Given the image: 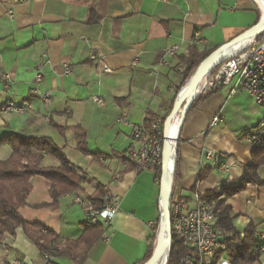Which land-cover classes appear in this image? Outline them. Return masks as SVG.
I'll return each mask as SVG.
<instances>
[{"label":"crops","instance_id":"obj_1","mask_svg":"<svg viewBox=\"0 0 264 264\" xmlns=\"http://www.w3.org/2000/svg\"><path fill=\"white\" fill-rule=\"evenodd\" d=\"M91 9L97 16L93 22L88 21ZM227 13L243 22L222 36V14ZM260 17L255 0H0V74L6 72L10 79L6 89L0 76V103L11 99L32 106L25 113H0V136L16 132L50 138L93 179L84 184L81 194L90 196L100 186L120 198L106 229L108 240H95L83 264L143 262L149 246L148 222H159V177L136 171L126 162L130 124L169 114L186 68L182 57L192 46L212 51L254 26ZM195 33L202 44L193 43ZM172 45L178 47L175 54L159 65ZM38 63L43 64V75L36 84ZM63 64L69 66L68 74ZM103 64L110 70L104 71ZM33 88L49 92L50 101L32 95ZM94 95L102 97V104L92 101ZM201 96L182 122L176 147L178 173L176 177L173 173L170 185L173 198L184 199L188 207L194 205L196 194L242 179L253 149L244 135L264 115V109L243 91L229 95L221 88ZM217 112L219 120L210 126ZM122 113L125 123L116 121ZM77 134H83L88 154L77 149ZM9 154V146L0 145V159ZM36 158L42 166L59 163L43 152ZM257 175L264 179V165ZM29 182L20 215L51 228L61 244L77 240L84 231L81 206L73 201L77 192H67L53 203L48 180L35 175ZM225 203L236 231L243 234L251 224L257 244L264 243L260 236L264 185L249 183ZM223 239L218 233L219 246L206 257V264L215 255H219L215 264H230L221 252ZM50 256L40 254L20 227L13 235L5 234L0 245V260L5 263L15 259V264H76L69 257ZM254 264H264V252Z\"/></svg>","mask_w":264,"mask_h":264},{"label":"trees","instance_id":"obj_2","mask_svg":"<svg viewBox=\"0 0 264 264\" xmlns=\"http://www.w3.org/2000/svg\"><path fill=\"white\" fill-rule=\"evenodd\" d=\"M96 17L91 9L88 21L93 22ZM210 52L211 50L199 51L196 46H192L188 55L182 57V62L186 68L183 71L181 83L176 89L177 92ZM201 99L202 96H196L186 113ZM76 137L77 149L83 154H88L89 151L83 134H77ZM3 144L9 146L10 154L5 159H0V245L5 234L13 235L15 229L20 227L26 237L37 247L40 254H51L56 257L65 256L75 260L76 264H83L85 252L95 240L101 237L102 229L100 226L84 224V231L77 240L61 244L60 237L51 228L37 222L26 221L18 209L26 204V197L31 189L29 180L32 176H42L50 182L49 194L53 203H56L58 197L67 192H83L84 184L93 182V179L87 178L86 173L74 165L48 137L23 136L16 132H8L0 136V145ZM33 152L39 154L43 152L50 155L56 158L59 164L57 166H40L39 158H34ZM178 161L177 150L174 161V177L178 173ZM260 165H264V147L252 149L251 163L244 167L243 177L236 185H224L221 188L206 190L201 196L206 200L215 202L214 210L217 213V221L214 228L219 234L224 235L221 242L223 246L221 252L226 253L230 264H254L260 254L253 225L249 224L243 234L236 231L232 225L230 208L225 203L227 198L242 191L249 183L264 185V179L257 175V169ZM103 193V189L98 186L94 194L89 197L96 200ZM172 198L173 191L171 190ZM43 204L45 203L40 205ZM158 223L156 220L151 227L148 236L149 246L143 262L135 264H143L151 256ZM189 253L190 250L183 246L182 239L176 236L171 228V241L166 264H177L182 257ZM218 258L219 255H215L209 264H215ZM0 264L9 263L0 260Z\"/></svg>","mask_w":264,"mask_h":264},{"label":"built area","instance_id":"obj_3","mask_svg":"<svg viewBox=\"0 0 264 264\" xmlns=\"http://www.w3.org/2000/svg\"><path fill=\"white\" fill-rule=\"evenodd\" d=\"M22 2L24 0H15ZM261 17L264 10L257 2ZM193 43L202 44L203 40L198 33L193 36ZM176 45L167 48L159 59V65L167 63V56L174 55ZM91 58H94L92 55ZM43 64L36 65L34 82L37 84L42 79ZM104 71L110 69L102 65ZM64 74L70 72L69 66L63 64ZM4 88L9 87V75L6 72L0 74ZM227 86L229 95L238 92L248 93L256 105L264 109V29H255V34L248 37L240 47L224 55L221 62L215 65L201 80L196 95H206ZM31 94L37 96L42 102L51 99L49 92H39L36 88L31 89ZM92 101L102 104L103 99L99 95L92 96ZM31 103H20L7 99L0 103V113L13 112L25 113L31 111ZM166 117L153 116L140 123H131L129 143L124 152L126 162L133 165L136 171H150L159 177L161 169V153L163 145L173 143V129L175 128L174 116L166 121ZM220 117V112L214 114L210 120V126L214 125ZM118 122H126L122 113L116 119ZM177 128H175L176 131ZM175 134V133H174ZM244 139L252 147H264V115L256 124L245 133ZM210 158V153L206 154ZM222 170L226 167L221 165ZM73 201L81 206L82 221L84 224L98 225L102 229L101 238L108 240L106 229L110 226L113 217L119 208L120 198L118 195L105 190L96 200L81 193H76ZM215 202L206 200L200 195L195 196L194 205L188 207L182 198L170 199L171 228L176 236L182 239V244L190 253L182 257L177 264H206V257L212 254L213 249L219 246L218 231L214 228L217 221V213L214 210ZM152 227L153 222H148ZM264 237V232L260 233ZM259 251L264 252V243H260ZM51 254H46L49 258ZM15 259L9 264H15Z\"/></svg>","mask_w":264,"mask_h":264},{"label":"water","instance_id":"obj_4","mask_svg":"<svg viewBox=\"0 0 264 264\" xmlns=\"http://www.w3.org/2000/svg\"><path fill=\"white\" fill-rule=\"evenodd\" d=\"M259 2L264 10V0H255ZM260 27L261 29H264V14L262 17H260L259 21L252 27L246 29L242 33L238 34L234 38H232L229 42L218 46L214 50H212L200 63L199 65L195 68L193 74L191 75V79L188 85V88L185 93L186 101L183 103V118L180 123V125L177 127L174 137H173V143L168 145L164 144L162 153H161V169H160V175H159V189H160V194L158 198V206H159V223L158 226L160 225V222L162 223L166 234H167V243H166V251H167V257H168V252L170 248V241H171V220H170V213H169V208H170V199H171V191L169 193L167 201L164 202L163 204V211H162V190L163 186L165 184V181L168 177L169 174H171V178L173 180V171H174V161L176 157V147L178 143V138L180 135V130H181V125L184 120L185 114L189 108V106L192 104L193 100L195 99L196 92L198 89V86L201 82V80L204 78V76L218 63L221 62L224 54H223V49L226 46H229L230 44L237 42L243 38L250 37L255 34V29ZM187 83V82H186ZM181 90V89H180ZM180 92V91H179ZM179 92L175 97V100L173 102V105L171 107V110L169 114L166 117V121L169 122L171 118L176 114V112L179 110L180 103L179 101ZM155 242V240H154ZM154 244V243H153ZM157 258V251L155 247L153 246L152 254L151 256L147 259V261L143 264H154L155 260ZM167 262V259H166ZM166 264V263H165Z\"/></svg>","mask_w":264,"mask_h":264},{"label":"bare ground","instance_id":"obj_5","mask_svg":"<svg viewBox=\"0 0 264 264\" xmlns=\"http://www.w3.org/2000/svg\"><path fill=\"white\" fill-rule=\"evenodd\" d=\"M248 37L243 38L237 42H234L232 44H230L229 46H226L223 49V54L227 55L228 53L232 52L233 50L237 49L238 47H240L245 41H247ZM191 76L188 79L187 83H185V85L181 88L180 92H179V101L180 103H182L180 105L179 110L176 112V114L174 115V123H175V128H177L183 118V113H184V109H183V103L186 101V97H185V93L186 90L188 88L189 82H190ZM199 90V88H198ZM197 90V92H198ZM196 92V93H197ZM175 128L172 130L173 131V135L175 133ZM171 174L168 175L165 184L163 186V190H162V211H163V204L165 201H167L169 193H170V185H171ZM166 243H167V234L166 231L162 225V223L160 222L159 227H157L156 230V235H155V242H154V247L157 251V258L154 262V264H165L166 263V259H167V251L165 249L166 247Z\"/></svg>","mask_w":264,"mask_h":264},{"label":"rangeland","instance_id":"obj_6","mask_svg":"<svg viewBox=\"0 0 264 264\" xmlns=\"http://www.w3.org/2000/svg\"><path fill=\"white\" fill-rule=\"evenodd\" d=\"M231 8L232 7V5L230 4V5H228V7H225V8ZM259 21V20H258ZM257 21V22H258ZM241 22H243V21H238L237 20V17L235 16V15H232V14H230V13H227V14H225V16H224V14H222V24H224V27L222 28V36H223V34L224 33H226L227 31H230L232 28H234V27H236L238 24H240ZM256 22V23H257ZM231 40V39H230ZM230 40H228V41H226V42H223L222 43V45L223 44H225V43H227V42H229ZM217 48V47H216ZM188 80H186L185 81V83L187 82ZM185 83L181 86V88L185 85ZM180 88V89H181ZM180 89H179V91H180ZM228 89V87L227 86H224V87H222V90H227ZM178 91V92H179ZM177 92V91H176ZM178 92L176 93V94H178ZM201 96V95H200ZM255 103V102H254ZM41 154H39V153H37V154H35V156L36 157H38V156H40ZM35 158V157H34ZM39 160V159H38ZM38 163H39V161H38ZM59 164V163H58ZM39 165L40 166H42L41 165V163H39ZM158 185H159V179H158ZM158 190H159V187H158Z\"/></svg>","mask_w":264,"mask_h":264}]
</instances>
